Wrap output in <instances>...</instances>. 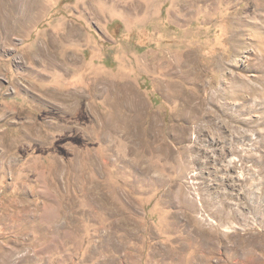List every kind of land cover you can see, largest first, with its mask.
I'll return each mask as SVG.
<instances>
[{
    "label": "rangeland",
    "instance_id": "rangeland-1",
    "mask_svg": "<svg viewBox=\"0 0 264 264\" xmlns=\"http://www.w3.org/2000/svg\"><path fill=\"white\" fill-rule=\"evenodd\" d=\"M0 264H264V0H0Z\"/></svg>",
    "mask_w": 264,
    "mask_h": 264
}]
</instances>
